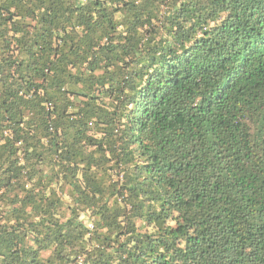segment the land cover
Segmentation results:
<instances>
[{
	"label": "trees",
	"instance_id": "trees-1",
	"mask_svg": "<svg viewBox=\"0 0 264 264\" xmlns=\"http://www.w3.org/2000/svg\"><path fill=\"white\" fill-rule=\"evenodd\" d=\"M0 264H264V0H0Z\"/></svg>",
	"mask_w": 264,
	"mask_h": 264
}]
</instances>
